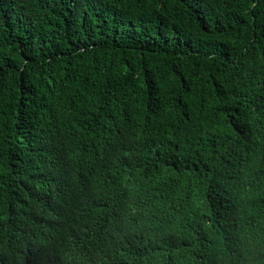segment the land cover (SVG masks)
Returning <instances> with one entry per match:
<instances>
[{"label": "trees", "instance_id": "1", "mask_svg": "<svg viewBox=\"0 0 264 264\" xmlns=\"http://www.w3.org/2000/svg\"><path fill=\"white\" fill-rule=\"evenodd\" d=\"M0 264H264V0H0Z\"/></svg>", "mask_w": 264, "mask_h": 264}]
</instances>
